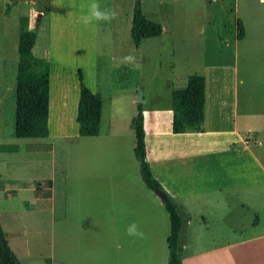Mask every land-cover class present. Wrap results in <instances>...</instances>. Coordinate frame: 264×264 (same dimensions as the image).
<instances>
[{
  "label": "rangeland",
  "instance_id": "1",
  "mask_svg": "<svg viewBox=\"0 0 264 264\" xmlns=\"http://www.w3.org/2000/svg\"><path fill=\"white\" fill-rule=\"evenodd\" d=\"M120 1L124 3L115 6L113 0H101L98 9L113 15L98 19L91 15L94 0H53L51 57L46 45L51 25V16L47 14L49 0H0V220L21 264H168L166 237L170 233V219L164 207L152 202L156 193L142 179L131 147L135 137L131 117L138 104H146L153 96H159L163 104L169 100L171 103L172 96L169 99L170 92L164 84L169 74L175 80L179 75L196 73L217 54H205L209 60H202L201 51L195 50L185 58L181 51L184 45L175 43L170 31L177 17L175 3ZM138 1L148 18L167 28L161 39H145L139 47L131 38ZM201 1L204 11L195 7L192 14L182 17L192 27L186 32L187 37L195 43L203 36L196 27L211 23L210 46L222 48L226 56L236 50L243 79L262 84L263 18L256 19L243 0H239V12L235 0L196 2L201 6ZM8 6L11 7L7 13ZM23 15L30 17V27L38 32L34 53L47 57L53 65L50 138L14 135L19 26ZM85 17L89 18L87 22ZM237 19L243 20L248 35L235 49ZM59 66L64 69L60 75ZM79 69L87 81L93 82V71L97 76L104 98L103 129L108 127L114 110L120 116V130L130 132L126 133L130 137H118L109 145L77 134L73 110ZM60 84L66 86L63 97L67 96L68 103L62 129L57 118ZM140 89L142 101L137 100ZM254 107L263 105L259 101ZM255 126L261 124L257 122ZM60 132L69 137L60 136ZM133 224L136 232L130 235L127 229Z\"/></svg>",
  "mask_w": 264,
  "mask_h": 264
},
{
  "label": "crops",
  "instance_id": "2",
  "mask_svg": "<svg viewBox=\"0 0 264 264\" xmlns=\"http://www.w3.org/2000/svg\"><path fill=\"white\" fill-rule=\"evenodd\" d=\"M94 1L99 8L101 0ZM167 1L175 3L174 12H177V20L175 19L170 26V31L174 42H181L184 45L181 51L185 54V58H188L195 50L201 51L202 60H209L205 58V54H217L215 59L204 62L196 72L205 76L203 131L174 133L172 130L173 107L170 100L163 104L159 96L156 98L153 96L154 98L148 99L146 104H142L147 158L153 174L177 200L182 211L191 216L187 224L183 264H264V82L256 84L249 83L248 78L243 79L239 71V54L236 50L226 56L227 53L222 48L210 46L213 43L210 41L211 37H208V27L211 23L209 25L202 23L200 28L196 27L200 29L199 34L203 36L195 40V43L187 37V31H191L192 27L189 21L186 22L182 17L185 14H192L195 7L196 10L204 11L203 1L201 6L198 5L197 0H181V3L176 0ZM209 1L213 3L217 0ZM243 1L256 19L264 20V0ZM120 2L124 3L120 0H113L112 3L116 6ZM235 5V9L239 12V0H235ZM54 10L53 0H49L47 14L51 16V25L47 37L49 42L46 41L48 43L46 45H48L47 50L51 52V57L54 47L55 22L52 21ZM39 14L45 16L42 11ZM242 18L245 19V16L242 15ZM241 21L243 25V20ZM166 29L163 26L159 36L149 38L161 39ZM243 29L244 36L240 39L237 34L234 39L235 49L241 40L247 38V28L243 27ZM141 43L136 46L139 47ZM197 43L205 44V46L197 48L195 46ZM50 64L51 106L52 61ZM58 69L60 75L64 69L62 66ZM191 73L179 75L175 80L171 77L172 73L169 74L170 76L164 81L170 92L169 99L173 97L175 89L187 84L188 75ZM83 79L85 80L84 72ZM85 81L94 92L101 95L103 108L100 133L96 136L83 137L92 138L95 143H101L103 140L106 143L109 142V145H112V140L118 137H130L131 135H128L130 132L120 130V116L114 110L108 121V127L103 129L104 98L98 89L94 71L93 82ZM59 83H61L60 78ZM78 83L73 110L76 121L80 99V82ZM65 87L60 84L57 93L58 98L60 97L57 116L60 129L63 128L61 125L65 122L64 111L68 105L65 100L67 96L63 97V92L64 94L66 92ZM255 94L258 97L257 100ZM145 99L147 100L146 95ZM132 101L135 99L133 98ZM259 101L263 107L256 109L254 104ZM136 113L132 115L131 121ZM50 114L49 138L53 133L51 111ZM257 122L261 124L260 127L255 126ZM76 128L79 134L78 121ZM58 134L64 138L69 137L66 132ZM135 145L134 137L131 140V147L134 149ZM133 169L137 170L136 164L133 165ZM6 188L3 186L4 190ZM31 201L35 202L34 199ZM152 202L160 208H165L163 201L157 195H154Z\"/></svg>",
  "mask_w": 264,
  "mask_h": 264
},
{
  "label": "trees",
  "instance_id": "3",
  "mask_svg": "<svg viewBox=\"0 0 264 264\" xmlns=\"http://www.w3.org/2000/svg\"><path fill=\"white\" fill-rule=\"evenodd\" d=\"M11 6H8V13ZM238 38L244 36L242 21L238 20ZM19 63L16 74V107L14 135L18 138H47L50 134V60L34 53L37 42V30L30 27V17H20ZM163 25L148 18L138 1L134 7L131 38L134 44L144 39L159 36ZM174 133L201 132L205 119V76L190 74L187 84L173 91L172 97ZM103 101L101 95L94 92L84 81L80 70V99L77 121L81 136H96L101 129ZM135 132V156L140 164L142 179L153 191L163 190V201L170 219V234L167 237L169 248L168 264H183V252L187 239V224L190 214L182 211L177 200L165 189L153 174L147 158L145 140L144 113L142 104L132 119ZM0 264H21L11 247L0 220Z\"/></svg>",
  "mask_w": 264,
  "mask_h": 264
},
{
  "label": "clouds",
  "instance_id": "4",
  "mask_svg": "<svg viewBox=\"0 0 264 264\" xmlns=\"http://www.w3.org/2000/svg\"><path fill=\"white\" fill-rule=\"evenodd\" d=\"M91 15L100 19V18H104V19H107L110 15H113L112 13H107V12H102L100 11L97 6L95 4L92 5V12H91ZM88 17H85L84 20L85 22L88 21ZM128 59H132L131 57H128ZM128 233L131 235V234H135L136 232V225L133 224L131 225L128 229H127Z\"/></svg>",
  "mask_w": 264,
  "mask_h": 264
},
{
  "label": "water",
  "instance_id": "5",
  "mask_svg": "<svg viewBox=\"0 0 264 264\" xmlns=\"http://www.w3.org/2000/svg\"><path fill=\"white\" fill-rule=\"evenodd\" d=\"M143 99H144V96H143V90L140 89V90H139L138 97H137V100H138V101H142ZM155 193H156V195H157L162 201L165 200V198H166V193H165L163 190H156Z\"/></svg>",
  "mask_w": 264,
  "mask_h": 264
}]
</instances>
